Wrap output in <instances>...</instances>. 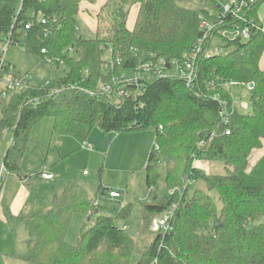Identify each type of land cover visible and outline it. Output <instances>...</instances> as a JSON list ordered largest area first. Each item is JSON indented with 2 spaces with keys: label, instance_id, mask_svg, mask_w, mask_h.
Wrapping results in <instances>:
<instances>
[{
  "label": "trees",
  "instance_id": "1",
  "mask_svg": "<svg viewBox=\"0 0 264 264\" xmlns=\"http://www.w3.org/2000/svg\"><path fill=\"white\" fill-rule=\"evenodd\" d=\"M81 1L0 0V61L10 39V46L23 43L30 54L57 66L52 83L12 90L0 102V141L12 135L1 157L7 172L29 178L20 161L33 125L44 117L53 118V131L61 135L74 133L79 124L105 133L155 127L159 149L149 155L146 181L149 189L163 183L165 195L144 207L153 216L177 207L172 229L157 232L136 264H264V184L246 185L241 178L252 152L264 143V32L253 27L248 39L227 35L251 19L259 21L261 0L246 8L243 18L229 15L222 22L209 10L174 0H107L94 37L79 31ZM135 4L139 10L130 28L128 13ZM201 15L215 26L198 54L191 84L172 70L143 72L145 64L158 65L161 58L168 68L174 60L184 62L207 32ZM108 17L114 21L105 32L101 24ZM216 38L226 49L212 54ZM8 72L19 73L10 61L2 65V78ZM223 80L254 84L249 113L233 109L232 86ZM104 83H110L107 90L100 88ZM198 161H220L226 172L207 173ZM198 179L206 190L195 186ZM106 189L100 185L99 192L105 195ZM96 199L80 183L67 181L47 209L16 217L6 209L8 224L20 223L27 235L26 252L15 255L34 264H131L134 237L115 217L100 213ZM78 213L88 222L73 244L67 233ZM129 213L125 206L118 217Z\"/></svg>",
  "mask_w": 264,
  "mask_h": 264
},
{
  "label": "rangeland",
  "instance_id": "2",
  "mask_svg": "<svg viewBox=\"0 0 264 264\" xmlns=\"http://www.w3.org/2000/svg\"><path fill=\"white\" fill-rule=\"evenodd\" d=\"M174 1L184 7L209 10L212 13L221 9L224 4L232 2V0ZM77 17L80 33L87 37H94L97 32V29L96 31L94 29V18L85 20L81 14H78ZM113 21L111 17H108V20L102 22V29L105 32L108 29L111 31ZM237 33V31H230L227 35L233 38ZM224 44L225 42L222 39H214L210 52L212 54L223 52L226 49L223 47ZM110 52L111 48L109 52L108 50L105 51L108 60L112 59ZM6 60H10L15 64L17 72L29 73L33 82L39 86H43L47 82L52 83L55 79L56 64L46 60L43 61L38 56L30 54L23 43L9 46ZM161 60L164 59L161 58L158 61ZM156 62H153V64ZM109 63L112 65V61ZM155 66H157V63ZM104 84L110 85V83ZM104 84L100 86L101 89H103ZM232 90L234 97L233 109L242 113H249L251 111L250 88L242 84H236L232 86ZM1 109L2 105H0V119ZM155 134V127L141 131L105 133L98 126L88 129L86 125L79 124L74 133L61 135L54 133L52 117L42 118L33 125L20 161L22 175H28L31 184L35 183L37 185L36 187L34 184V191L41 190L42 200L35 209H47L51 206L48 202L50 190L39 188L41 182L39 175L43 171H50L55 176L52 183H58L59 190H56L58 192L61 191L67 181L80 183L86 189L89 198L92 200L94 198L100 199L99 212L115 217L116 223L121 227H125L134 237L136 248L131 258V264H136L157 235V232L151 228V222L157 216L151 215L149 211L147 212L144 206L159 201L165 195L163 183L149 189L146 181V165L154 148ZM11 140L12 135L8 133L0 141V155L5 154ZM89 141L94 144L92 151H88L82 146L83 142ZM159 156L162 164H164L163 155L160 154ZM1 164L2 162H0ZM209 166L207 173L219 175L226 172L225 164L220 161H210ZM203 171L206 172L207 170ZM12 178L17 179L16 174ZM241 178L246 185H263L264 165H257L255 170L243 171ZM100 185L107 187L105 195L99 192ZM195 186L204 190L207 189L205 183L199 179L196 181ZM28 187L29 185L24 184L18 190L17 188H11L7 196L9 205L12 204L15 207V203L19 204L23 201L26 203L30 197L28 193L32 192V189L30 190ZM111 189L120 190L122 195L111 197ZM210 194L216 196L217 206L222 207L221 200L217 198V191L213 190ZM125 206L130 207L129 215L118 217V213ZM87 222V216L79 213L75 214L67 233V241L76 244L82 226ZM26 238V232L20 223L11 222L8 224L5 218L0 217V264H34L15 255L16 253L26 252Z\"/></svg>",
  "mask_w": 264,
  "mask_h": 264
},
{
  "label": "built area",
  "instance_id": "3",
  "mask_svg": "<svg viewBox=\"0 0 264 264\" xmlns=\"http://www.w3.org/2000/svg\"><path fill=\"white\" fill-rule=\"evenodd\" d=\"M256 1L258 0H232L231 3H226L223 5V7H221V9H218L215 14L218 18V20H220L221 22L224 21V19L231 15L233 17H238V18H243L241 16L242 12L250 7L252 4H254ZM202 18H204V16L201 15ZM205 19V18H204ZM207 20V19H205ZM246 20V19H244ZM206 26H207V32H205L204 36L199 38L198 42L196 43V45L194 46L193 50L189 53L188 57L185 59L184 62L180 63L176 60L172 61V68H168L167 67V62L164 60H161L158 62L157 66H154V64L152 63H148L145 64L143 66V72L150 74V73H157V74H162L163 71L165 70H172L178 74L181 75V77H183L188 84H191L196 76V71H195V62L196 59L198 57V54L200 53V51L202 50L203 47V43L204 41L208 38L209 36V31L212 30V28L215 26V22L211 19L206 21ZM43 23H47V19H43ZM27 28H29V24L26 25ZM254 27V29L258 30V31H263L264 32V20L263 21H255L252 20L250 21V23H246V24H241L240 26L237 27L236 30L233 31H237V35L236 36H242L245 39L250 38L251 36V30ZM228 33V32H227ZM10 39H7L6 42L3 43L1 50L3 52V56L1 58L0 61V102L3 101L4 99H6L9 95V92L18 88H25L28 86H32L33 85V79L31 77V75L29 73H25V74H19V73H15V72H8L5 76V78H2L1 72H2V65L4 63L7 62L6 60V53L9 50V46H10ZM43 52H45V50H43ZM223 84H225L226 86H235L236 84H239L238 82L235 81H230V82H225L224 80L222 81ZM49 84V82H47L45 85ZM109 88L108 84H104L103 85V89L107 90ZM123 89L120 91V93H123ZM223 104L226 105V102L223 101ZM224 113V111L222 112V114ZM161 128V127H160ZM226 133L229 134L230 131L226 130ZM83 147H85L87 150L92 151L93 148V144L90 142H83ZM154 149L158 150L159 147L156 143H154ZM1 169H0V188L2 186V180H3V175L4 173H7V170L4 166V164L2 163L0 165ZM41 176L45 179H52L53 178V174L49 173L47 171H43ZM122 195L120 190H111L110 191V196L111 197H120ZM99 198L96 199L94 201V204H98L99 202ZM177 207V204L174 203L171 207L170 210L160 216L155 217L152 222H151V228L152 230H154L155 232H162L163 234L167 233L168 231H170L172 229V225H171V218L173 215V212L175 211Z\"/></svg>",
  "mask_w": 264,
  "mask_h": 264
},
{
  "label": "crops",
  "instance_id": "4",
  "mask_svg": "<svg viewBox=\"0 0 264 264\" xmlns=\"http://www.w3.org/2000/svg\"><path fill=\"white\" fill-rule=\"evenodd\" d=\"M106 1L107 0H95L94 2H91L89 0H82L80 2L79 14H81L85 20H88V19L92 20L94 18V29H95V31L97 29L98 12L100 11V8L102 7V5H104V3ZM138 10H139L138 4H135L131 7L130 13H129V15L130 14L131 15L130 16L128 15V19H127L128 27H130V28L133 27L135 20H136V17H137ZM256 19H258L259 21L264 20V0L260 1L259 7L257 9V18ZM10 62H12V61H10ZM86 141H88V140H86ZM90 143L93 144V142H90ZM93 148H94V144H93ZM2 156L3 155H0V162H1ZM260 164L264 165V143H263L262 147L255 149L252 152V154L250 156L249 165H248V168L246 170L247 171H249V169L255 170L256 166L260 165ZM196 166L202 170H207L206 172H208V169L210 168L208 161H199L196 163ZM48 172L51 173L50 171H48ZM15 174L16 173L7 172L4 176V179L2 181V186L0 188V217H2L3 219L5 218L6 220H7V215L5 213L6 209L14 217L22 215V214L26 215V214H29V213L35 211L36 210L35 208H37L36 206H38L42 200V194L40 192L41 190L34 191L35 188L33 186L35 183L31 184L30 178H26L25 180H22L17 174H16L17 179L12 178V176H14ZM39 179L41 181L39 183V188L50 190L48 193V202H50V204H51L53 195L56 192H58L56 190H59L58 183L57 182L52 183V181L55 179V176L53 175V178L48 180V179L43 178L41 175H39ZM24 184L29 185L28 188L30 190L32 189L31 190L32 192L28 193V195L30 196L29 199L26 201V203H24V201L22 203H19V204L15 203V207H13L12 204L9 205V199L7 197L8 192H10L11 188L12 189L17 188V190L21 189V185H24ZM31 186H32V188H31ZM36 187H37V185H36ZM63 188L61 189V191L63 190ZM61 191H59V192H61ZM23 210H28V211H23ZM7 222H8V220H7Z\"/></svg>",
  "mask_w": 264,
  "mask_h": 264
},
{
  "label": "water",
  "instance_id": "5",
  "mask_svg": "<svg viewBox=\"0 0 264 264\" xmlns=\"http://www.w3.org/2000/svg\"><path fill=\"white\" fill-rule=\"evenodd\" d=\"M253 86H254L253 83H249V84H248V87H249V88H252Z\"/></svg>",
  "mask_w": 264,
  "mask_h": 264
}]
</instances>
